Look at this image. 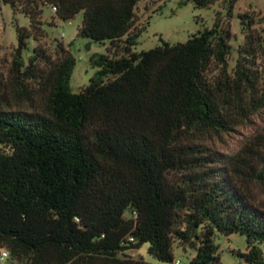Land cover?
I'll use <instances>...</instances> for the list:
<instances>
[{
    "label": "trees",
    "instance_id": "16d2710c",
    "mask_svg": "<svg viewBox=\"0 0 264 264\" xmlns=\"http://www.w3.org/2000/svg\"><path fill=\"white\" fill-rule=\"evenodd\" d=\"M139 1L0 0L28 20L14 26L0 77V251L11 264H147L126 255L143 244L161 263L173 264L176 246L188 264H217L216 234L242 235L235 255L264 264V209L248 188L264 186V154L244 145L227 156L203 143L264 107L252 69L264 37L250 15H237L243 42L231 73V35L218 14L182 44L136 53ZM235 1L226 0V17ZM43 8L61 21L81 13L86 48L107 44L90 56L96 71L76 94L67 48L55 42L51 59L40 46Z\"/></svg>",
    "mask_w": 264,
    "mask_h": 264
},
{
    "label": "rangeland",
    "instance_id": "374dc122",
    "mask_svg": "<svg viewBox=\"0 0 264 264\" xmlns=\"http://www.w3.org/2000/svg\"><path fill=\"white\" fill-rule=\"evenodd\" d=\"M225 2L226 0H219L208 8H194L190 3L178 7L177 0H140L135 8L136 25L139 27L145 24V26L140 31L132 51L136 53L147 51L159 46L160 42L169 45L182 44L197 32L210 28L214 16L218 14L222 25L229 27L231 35L229 40L231 52L227 57V71L231 73L236 59V49L243 42L237 15L243 13L250 15L254 21L252 29L262 39L264 37V22H262L264 0H236L229 17L225 14ZM41 20L48 25L52 24L51 26L42 25L46 37L41 40L40 46L46 55L54 59L55 42H59L74 58L75 64L69 79V89L76 94L87 86L96 71L89 63L90 56L103 54L107 44L99 45L89 42L86 48L88 41L77 36L81 13L69 20L61 21L54 17L51 9L43 8ZM15 25L27 28L28 20L22 14H13L8 5L0 2V77L2 78L6 75L11 52L16 46ZM34 45L32 40L27 41L26 49L22 53L24 60L30 55ZM253 61L255 84L257 88L262 89L264 87V48L257 51ZM215 73L216 71H213V74ZM203 143L211 151L227 156L233 155L244 145H251L264 154V107L255 115L250 116L248 120L232 127L231 130L205 138ZM248 186L255 203L264 209V186L258 184ZM214 243L217 245L219 257L217 264H244L235 255L236 252L245 251V240L242 235L216 234ZM146 249L147 245L143 244L135 250L126 252V255L131 259H141L147 264H165L150 257ZM260 250L264 262V246ZM172 254L173 264L175 261L179 264H188L189 253L173 246ZM0 264L11 263L7 258L0 261Z\"/></svg>",
    "mask_w": 264,
    "mask_h": 264
},
{
    "label": "built area",
    "instance_id": "2783aa9c",
    "mask_svg": "<svg viewBox=\"0 0 264 264\" xmlns=\"http://www.w3.org/2000/svg\"><path fill=\"white\" fill-rule=\"evenodd\" d=\"M52 11H54V8L51 9ZM4 259H7V254L4 251L0 252V261H3ZM174 264H179L178 261H175Z\"/></svg>",
    "mask_w": 264,
    "mask_h": 264
}]
</instances>
